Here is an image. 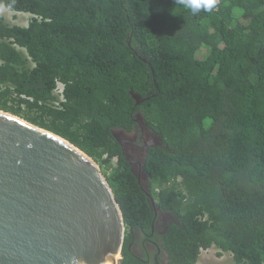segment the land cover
I'll return each instance as SVG.
<instances>
[{"label":"trees","instance_id":"16d2710c","mask_svg":"<svg viewBox=\"0 0 264 264\" xmlns=\"http://www.w3.org/2000/svg\"><path fill=\"white\" fill-rule=\"evenodd\" d=\"M0 9L33 16L27 27L0 17V84L14 86L0 111L92 158L126 228L150 233V199L112 133H132L142 114L163 140L144 164L151 195L178 218L161 239L169 264H197L213 247L233 264H264V0H216L198 13L175 0H0Z\"/></svg>","mask_w":264,"mask_h":264},{"label":"water","instance_id":"95a60500","mask_svg":"<svg viewBox=\"0 0 264 264\" xmlns=\"http://www.w3.org/2000/svg\"><path fill=\"white\" fill-rule=\"evenodd\" d=\"M133 98L137 104L147 99ZM139 119L145 129L143 116ZM112 133L118 142L136 140L126 131ZM154 140L146 147L163 144L161 137ZM143 151L145 163L147 148ZM123 155L128 158L125 146ZM131 171L140 184L146 178L145 168ZM126 231L113 189L92 158L0 111V264H109L118 255L113 264H122Z\"/></svg>","mask_w":264,"mask_h":264},{"label":"flooded vegetation","instance_id":"af4514ba","mask_svg":"<svg viewBox=\"0 0 264 264\" xmlns=\"http://www.w3.org/2000/svg\"><path fill=\"white\" fill-rule=\"evenodd\" d=\"M140 113H137L135 116V120L137 122V126H135L132 134L136 135L135 141H128L125 138L119 140L120 145L123 147H127V155L125 158L127 162L130 164V168H133L139 172L143 171L144 169V149L147 148V154L150 148L160 146L159 144L156 145H149L146 147L149 142H153L154 137H159L153 131H151L148 127L144 129V126L141 124L140 121ZM147 126V125H146ZM121 130V129H117ZM116 131V130H114ZM125 131V130H122ZM127 132V131H126ZM129 133V132H128ZM131 134V133H129ZM147 156V155H146ZM142 169V170H141ZM146 175V174H145ZM146 178H142L141 184L142 186L145 184L149 186V179L148 176ZM152 210L154 212V221L150 228V233L143 229H127L126 237L123 245L122 250V257L123 262L125 264L126 260V253L124 249L126 248L127 253L133 259V262L129 260L130 264H169L170 259L167 252L162 247V237L167 233L171 224L176 223L178 218L170 213L164 212L158 209L151 201H150Z\"/></svg>","mask_w":264,"mask_h":264},{"label":"rangeland","instance_id":"374dc122","mask_svg":"<svg viewBox=\"0 0 264 264\" xmlns=\"http://www.w3.org/2000/svg\"><path fill=\"white\" fill-rule=\"evenodd\" d=\"M0 17L8 25L21 27H27L33 18L30 14L11 12L6 9H0ZM206 52V50L199 52V57H203ZM219 253L220 251L215 247L203 251L197 264H233V257L230 253H225L221 256H219Z\"/></svg>","mask_w":264,"mask_h":264},{"label":"clouds","instance_id":"9594fccd","mask_svg":"<svg viewBox=\"0 0 264 264\" xmlns=\"http://www.w3.org/2000/svg\"><path fill=\"white\" fill-rule=\"evenodd\" d=\"M175 4L182 5L193 13H198L202 9L210 11L215 6L216 0H175Z\"/></svg>","mask_w":264,"mask_h":264},{"label":"built area","instance_id":"2783aa9c","mask_svg":"<svg viewBox=\"0 0 264 264\" xmlns=\"http://www.w3.org/2000/svg\"><path fill=\"white\" fill-rule=\"evenodd\" d=\"M10 89V90H14V86L11 84H0V93ZM55 95L56 97L59 99V101H61L63 99V86L60 84L58 85L56 91H55Z\"/></svg>","mask_w":264,"mask_h":264},{"label":"bare ground","instance_id":"6f19581e","mask_svg":"<svg viewBox=\"0 0 264 264\" xmlns=\"http://www.w3.org/2000/svg\"><path fill=\"white\" fill-rule=\"evenodd\" d=\"M118 259H119V255L117 257H115L114 260H112L109 264H113Z\"/></svg>","mask_w":264,"mask_h":264}]
</instances>
